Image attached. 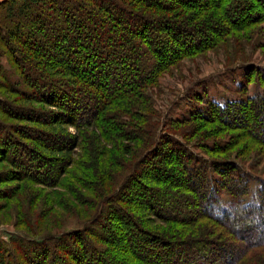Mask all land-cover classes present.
<instances>
[{"label": "trees", "instance_id": "1", "mask_svg": "<svg viewBox=\"0 0 264 264\" xmlns=\"http://www.w3.org/2000/svg\"><path fill=\"white\" fill-rule=\"evenodd\" d=\"M259 25L264 0L2 1L0 162L10 181L57 180L76 205L47 203L81 225L42 234L21 212L26 235L0 243V264H264V180L252 192L237 160L264 157V95L164 122L152 92ZM248 71L243 91L264 87Z\"/></svg>", "mask_w": 264, "mask_h": 264}, {"label": "rangeland", "instance_id": "2", "mask_svg": "<svg viewBox=\"0 0 264 264\" xmlns=\"http://www.w3.org/2000/svg\"><path fill=\"white\" fill-rule=\"evenodd\" d=\"M2 1L4 0H0V3ZM255 10H261V7ZM262 32H264V25H259L250 32H232L226 43L217 49L192 59H186L180 66L164 75L159 86L152 91L157 105L156 110L164 115L162 121L181 120L196 110V107L203 106L209 101L223 104L226 101L240 100L245 96L264 95V87L257 78L255 82L248 83L243 91V87L246 86L245 82L250 78L248 66L254 65L259 68L261 75L264 76ZM0 57L1 66L9 72L13 66L10 64L8 55L3 51ZM0 96H4V100L8 99L2 90H0ZM198 97L202 98L203 103L195 101ZM11 124L15 122L11 121ZM70 131L73 132V130ZM193 151L199 157L207 158L200 149L193 147ZM238 152L239 149L231 153L229 158L236 159L233 154ZM237 160L242 162V165L245 164L251 191L255 192L260 187V180H264V157L251 154L244 160ZM12 167L10 164L0 162V243L4 242L3 246H7L12 238L16 240L26 235V228L18 226L21 221L17 220V214L28 210L34 220V227H39L38 230L41 229L42 234L58 231L60 228L56 227L59 226L63 227L62 230H68L81 225L77 215L69 211L68 207H62L59 199H56L58 203L55 201L56 203L52 206L47 203L48 198H52V194L57 192L55 194L63 196L62 201L70 203L71 207L76 205L67 191L56 188L57 180L47 185L10 181L11 176L8 177V175ZM6 192H15L16 197L9 199L6 197ZM180 211H185L184 207Z\"/></svg>", "mask_w": 264, "mask_h": 264}]
</instances>
